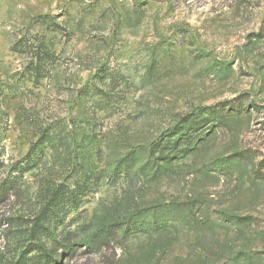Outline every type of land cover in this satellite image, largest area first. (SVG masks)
Here are the masks:
<instances>
[{
    "label": "rangeland",
    "instance_id": "obj_1",
    "mask_svg": "<svg viewBox=\"0 0 264 264\" xmlns=\"http://www.w3.org/2000/svg\"><path fill=\"white\" fill-rule=\"evenodd\" d=\"M16 263L264 264V0H0Z\"/></svg>",
    "mask_w": 264,
    "mask_h": 264
},
{
    "label": "trees",
    "instance_id": "obj_2",
    "mask_svg": "<svg viewBox=\"0 0 264 264\" xmlns=\"http://www.w3.org/2000/svg\"><path fill=\"white\" fill-rule=\"evenodd\" d=\"M84 245H85V246H88V247H90V248L92 247V245L90 244V242H89V243H88V242H85ZM16 264H17V263H16ZM38 264H39V263H38ZM44 264H53V263H44ZM57 264H58V263H57Z\"/></svg>",
    "mask_w": 264,
    "mask_h": 264
}]
</instances>
